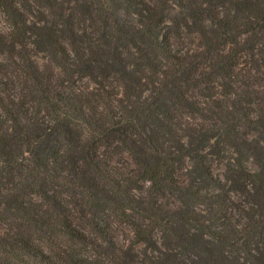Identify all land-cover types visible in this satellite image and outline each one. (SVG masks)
I'll return each instance as SVG.
<instances>
[{
  "label": "clouds",
  "instance_id": "clouds-1",
  "mask_svg": "<svg viewBox=\"0 0 264 264\" xmlns=\"http://www.w3.org/2000/svg\"><path fill=\"white\" fill-rule=\"evenodd\" d=\"M0 264H264V0H0Z\"/></svg>",
  "mask_w": 264,
  "mask_h": 264
}]
</instances>
